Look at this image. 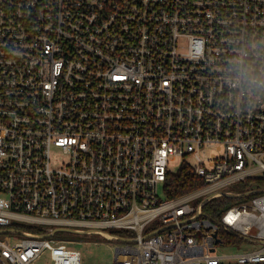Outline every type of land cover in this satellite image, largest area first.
Wrapping results in <instances>:
<instances>
[{
	"label": "built area",
	"instance_id": "obj_1",
	"mask_svg": "<svg viewBox=\"0 0 264 264\" xmlns=\"http://www.w3.org/2000/svg\"><path fill=\"white\" fill-rule=\"evenodd\" d=\"M243 50L264 0H0V264H81L63 232L116 231L114 264H264V97L225 82ZM177 158L202 185L171 198ZM225 196L249 200L214 222Z\"/></svg>",
	"mask_w": 264,
	"mask_h": 264
},
{
	"label": "rangeland",
	"instance_id": "obj_2",
	"mask_svg": "<svg viewBox=\"0 0 264 264\" xmlns=\"http://www.w3.org/2000/svg\"><path fill=\"white\" fill-rule=\"evenodd\" d=\"M179 164H180V158H177L169 163V168L173 172H176L178 170ZM257 187H258L257 183L255 182L251 183V189L256 190ZM161 194H162V190H161ZM248 200L249 199L232 198L227 206L230 207L235 204H241L243 202H247ZM63 234L71 235L74 238L79 239V241L81 242L77 245V248L82 252L81 264H114L115 249L116 247L123 244L122 240L105 239L100 235H95V234L88 235V234H75L68 232H63ZM1 237L4 238V236ZM259 247H260L259 244L253 245L251 243H246L244 245H235V246L227 245V246H219L217 252L221 254H230L236 252H245Z\"/></svg>",
	"mask_w": 264,
	"mask_h": 264
},
{
	"label": "clouds",
	"instance_id": "obj_3",
	"mask_svg": "<svg viewBox=\"0 0 264 264\" xmlns=\"http://www.w3.org/2000/svg\"><path fill=\"white\" fill-rule=\"evenodd\" d=\"M225 82L249 99L264 97V53L250 55L248 50L238 51L229 61Z\"/></svg>",
	"mask_w": 264,
	"mask_h": 264
},
{
	"label": "trees",
	"instance_id": "obj_4",
	"mask_svg": "<svg viewBox=\"0 0 264 264\" xmlns=\"http://www.w3.org/2000/svg\"><path fill=\"white\" fill-rule=\"evenodd\" d=\"M247 184V183H246ZM202 185L201 180L194 174L191 167L187 164H183L176 172L169 174L165 189L168 197H178L187 192L193 191ZM231 197H222L214 201V204L207 206V215L214 221L217 222V211H221L223 207L229 204ZM215 208L214 213H209V209ZM121 237L126 235V231L116 232Z\"/></svg>",
	"mask_w": 264,
	"mask_h": 264
},
{
	"label": "water",
	"instance_id": "obj_5",
	"mask_svg": "<svg viewBox=\"0 0 264 264\" xmlns=\"http://www.w3.org/2000/svg\"><path fill=\"white\" fill-rule=\"evenodd\" d=\"M161 231H162V230H161ZM151 234H154V233H151ZM120 240H125V238H122V237H121V239H120Z\"/></svg>",
	"mask_w": 264,
	"mask_h": 264
}]
</instances>
